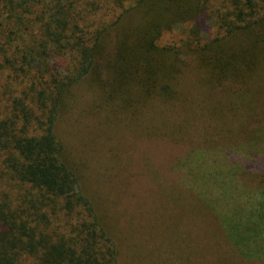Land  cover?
<instances>
[{
	"label": "trees",
	"instance_id": "trees-1",
	"mask_svg": "<svg viewBox=\"0 0 264 264\" xmlns=\"http://www.w3.org/2000/svg\"><path fill=\"white\" fill-rule=\"evenodd\" d=\"M187 66L206 98L260 92L264 0H0V264H121L117 221L57 123L83 88L121 119L174 106ZM237 150L230 162L264 175Z\"/></svg>",
	"mask_w": 264,
	"mask_h": 264
},
{
	"label": "rangeland",
	"instance_id": "rangeland-1",
	"mask_svg": "<svg viewBox=\"0 0 264 264\" xmlns=\"http://www.w3.org/2000/svg\"><path fill=\"white\" fill-rule=\"evenodd\" d=\"M185 68L174 106L151 102L141 120L121 119L92 109L97 94L83 88L57 132L117 221L121 264H264V175L226 154L264 158V87L217 86L206 98L203 77Z\"/></svg>",
	"mask_w": 264,
	"mask_h": 264
}]
</instances>
